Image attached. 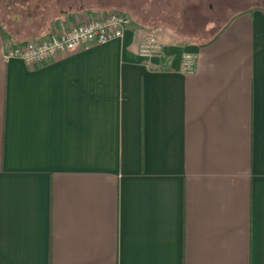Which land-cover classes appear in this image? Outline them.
I'll return each mask as SVG.
<instances>
[{
  "label": "crops",
  "instance_id": "0c3cea01",
  "mask_svg": "<svg viewBox=\"0 0 264 264\" xmlns=\"http://www.w3.org/2000/svg\"><path fill=\"white\" fill-rule=\"evenodd\" d=\"M60 4L42 27L0 5V264H264L263 11L205 45L131 22L5 58L107 11Z\"/></svg>",
  "mask_w": 264,
  "mask_h": 264
},
{
  "label": "rangeland",
  "instance_id": "374dc122",
  "mask_svg": "<svg viewBox=\"0 0 264 264\" xmlns=\"http://www.w3.org/2000/svg\"><path fill=\"white\" fill-rule=\"evenodd\" d=\"M130 14L132 22L144 23V37L166 41L210 39L227 23L232 12L259 3V0H113ZM17 0H0V5L17 6ZM10 3V4H9ZM9 4L8 6H6ZM246 4V5H245ZM116 8H120L116 6ZM264 9V6L262 7ZM122 9V8H121ZM123 10V9H122ZM6 12L0 9V24L6 26ZM9 16V15H8Z\"/></svg>",
  "mask_w": 264,
  "mask_h": 264
},
{
  "label": "built area",
  "instance_id": "2783aa9c",
  "mask_svg": "<svg viewBox=\"0 0 264 264\" xmlns=\"http://www.w3.org/2000/svg\"><path fill=\"white\" fill-rule=\"evenodd\" d=\"M130 14L109 9L100 16L79 21L67 28L26 42H15L5 49V58L18 57L27 64L45 60L61 52L74 51L87 44H100L123 36L131 24Z\"/></svg>",
  "mask_w": 264,
  "mask_h": 264
},
{
  "label": "trees",
  "instance_id": "16d2710c",
  "mask_svg": "<svg viewBox=\"0 0 264 264\" xmlns=\"http://www.w3.org/2000/svg\"><path fill=\"white\" fill-rule=\"evenodd\" d=\"M17 6L15 8L20 9L22 16L24 18L28 17L29 20H31V23L37 27H42L43 24L46 25L48 24L51 25V23L54 20V17H47L43 16L41 14L42 9L48 8L49 6H52V3H63L64 7H67L68 5L71 6L72 8H83L85 10H109V9H117V10H122L124 11L125 9L120 6L119 4L115 3L113 0H17ZM60 4V7H63ZM67 5V6H65ZM116 6L120 8H116ZM55 7V6H54ZM122 8V9H121ZM254 9H261L264 13V9L262 7H249V8H244L241 11H238L236 14L248 11V10H254ZM126 12V11H125ZM41 15V16H40ZM226 24L221 26L218 31L208 40H206L204 43L201 45L209 44L212 42L225 28ZM39 36H31V38H26L22 40H18L17 42H26L32 39H36Z\"/></svg>",
  "mask_w": 264,
  "mask_h": 264
},
{
  "label": "flooded vegetation",
  "instance_id": "af4514ba",
  "mask_svg": "<svg viewBox=\"0 0 264 264\" xmlns=\"http://www.w3.org/2000/svg\"><path fill=\"white\" fill-rule=\"evenodd\" d=\"M263 6H264V0H259V3H255V4L247 6L245 8H249V7H263Z\"/></svg>",
  "mask_w": 264,
  "mask_h": 264
}]
</instances>
